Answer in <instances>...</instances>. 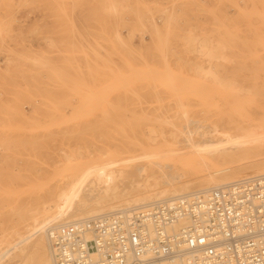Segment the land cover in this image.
Returning <instances> with one entry per match:
<instances>
[{
    "label": "rangeland",
    "instance_id": "rangeland-1",
    "mask_svg": "<svg viewBox=\"0 0 264 264\" xmlns=\"http://www.w3.org/2000/svg\"><path fill=\"white\" fill-rule=\"evenodd\" d=\"M263 118L264 0H0V262L31 210L90 199L96 166L196 183L179 172L212 158L178 128L231 126L248 150L213 159L253 163Z\"/></svg>",
    "mask_w": 264,
    "mask_h": 264
},
{
    "label": "built area",
    "instance_id": "built-area-1",
    "mask_svg": "<svg viewBox=\"0 0 264 264\" xmlns=\"http://www.w3.org/2000/svg\"><path fill=\"white\" fill-rule=\"evenodd\" d=\"M52 264H264V175L51 225Z\"/></svg>",
    "mask_w": 264,
    "mask_h": 264
},
{
    "label": "bare ground",
    "instance_id": "bare-ground-1",
    "mask_svg": "<svg viewBox=\"0 0 264 264\" xmlns=\"http://www.w3.org/2000/svg\"><path fill=\"white\" fill-rule=\"evenodd\" d=\"M206 75L208 76L210 74L207 73ZM229 123L232 125V127L233 126L236 127L237 128L236 130H242L240 120L237 122L230 121ZM230 127L231 126L210 129L209 127H204L203 125H200V128L197 127L192 128L191 126L184 129H180V128H178V130L176 129L177 132L175 133V139L177 141L179 140V138H182L185 145L191 146L196 151H198L201 148L203 149V152L205 154L209 155L212 158L211 160H207L206 159L207 157L205 158L202 157V160H200V162L198 161L199 163L194 165L195 167L193 165L188 166V163L185 164V166L183 165L185 169L183 168L179 172L178 176L180 177L185 176L186 173L184 171L187 170L188 172L189 171L188 168H189L193 171L191 172V174L189 173L190 174L189 176H192L195 181L197 180L198 182L196 183H192L193 181L191 182V180L189 181L176 180V181L163 183L161 181L160 182L155 181L152 175H147L145 177L144 183H141L140 181H132V183H130L129 185H125L124 182H122L126 178V174L124 170L112 169V168L108 169L106 168V166L97 167L95 165L96 163L94 162V165L96 166L95 168V166H93V164L90 163L89 164L90 169L91 167L92 169L93 167L95 168L94 179L92 178L93 180L90 181L91 183L88 180L90 184H88L85 187V189L86 188L88 189L90 199L86 201H82V200L76 201L75 205L77 206L70 210L68 209V211L65 214L62 213V215L59 214L57 215L52 211L41 212L39 210V211L31 212L33 211L31 210L30 211L31 214H28L26 217L28 218V220L25 228L26 236L29 237V240L31 242L28 252L21 257L19 256L16 257L15 254L13 259L11 260L17 259L16 264H52L50 261L46 238H45V230L47 227L51 225L73 223L76 221H80L82 219L99 216L109 212H115L123 209L137 208L144 205H148L156 201L170 199L184 194L215 188L223 185H229L243 179L264 175V158H262V160L259 159V161L257 160V162L255 161L253 163L252 162L242 163L240 161V162H236V164L234 165L221 164L220 162H218V160L215 161L213 159L216 157L217 158L231 157L234 153L236 154L237 150L240 148L243 149L244 151L248 150L247 149L248 147L244 146L246 143H244L241 140L243 138H239L237 134H235L236 131L231 129ZM263 128L264 127L260 126V129H258V131L262 133ZM244 131L249 132V130H244ZM246 137L245 139L247 140L251 139L249 138L251 136L249 137L246 136ZM255 138L257 140L258 138H260L258 140V142L260 141V143L264 141V138L262 137L258 136ZM255 138L253 137V139ZM262 144L264 145V142ZM172 147L174 149L173 144L171 148ZM260 156H264V155H260ZM78 170L79 169H77L76 171ZM82 190L84 191V189ZM69 207L71 208V206ZM23 221L25 220L23 219ZM46 223L49 226H47ZM30 251H31L30 254L31 260H28L29 258L28 253ZM8 263L9 261L0 262V264H8Z\"/></svg>",
    "mask_w": 264,
    "mask_h": 264
}]
</instances>
